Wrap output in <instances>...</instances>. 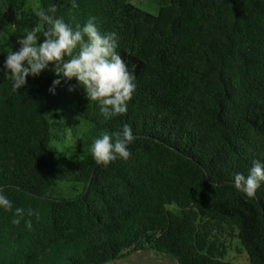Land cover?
<instances>
[{
  "label": "trees",
  "instance_id": "obj_1",
  "mask_svg": "<svg viewBox=\"0 0 264 264\" xmlns=\"http://www.w3.org/2000/svg\"><path fill=\"white\" fill-rule=\"evenodd\" d=\"M51 4L73 26L95 18L142 65L127 112L108 120L74 78L52 94L44 70L14 92L0 74V190L39 213L14 224L0 209V264H104L141 249L234 264L214 237L232 231L264 264V183L253 198L232 184L264 160V0H159L155 14L130 0H38ZM39 23L24 0H0V66L9 38ZM50 113L87 122L76 154L51 143ZM123 124L130 157L98 165L92 139Z\"/></svg>",
  "mask_w": 264,
  "mask_h": 264
},
{
  "label": "clouds",
  "instance_id": "obj_2",
  "mask_svg": "<svg viewBox=\"0 0 264 264\" xmlns=\"http://www.w3.org/2000/svg\"><path fill=\"white\" fill-rule=\"evenodd\" d=\"M71 2L75 7V0ZM31 11L40 23L19 36V47L15 51L10 47L0 66V74L11 82L12 91L26 85L27 77H37L47 70L57 77L49 86L50 93L55 94L61 78H74L88 101L98 105L99 114L105 120L125 114L136 89V77L116 51V33L102 32L93 17L83 25L66 23L63 17L55 15V4L47 9L33 7ZM134 139L132 127L123 124L115 132L102 131L94 137L90 153L95 162L103 166L118 158L127 160L131 155L128 145ZM261 183H264V160L261 159L251 161L247 175L237 172L232 177L233 187L248 198L256 195ZM0 209L14 212V224H20L25 215H39L30 207L13 209L12 201L2 190ZM25 226L31 229V221L25 220Z\"/></svg>",
  "mask_w": 264,
  "mask_h": 264
},
{
  "label": "rangeland",
  "instance_id": "obj_3",
  "mask_svg": "<svg viewBox=\"0 0 264 264\" xmlns=\"http://www.w3.org/2000/svg\"><path fill=\"white\" fill-rule=\"evenodd\" d=\"M24 7L27 10H31L33 7H38V0H24ZM10 47L12 48L13 51H15L18 48L17 42L13 37L9 38L8 40L7 43L8 51L10 50ZM126 65L130 72H135L142 65V62L138 58H135L133 56H128L126 59ZM66 117L69 116L53 115L51 113L48 115L51 124V129L53 133L57 135L52 139L51 143L58 150L65 151L68 156H72L77 152L76 139L79 136V134H81V132L86 128L87 122L79 117L73 116V117H69V119L72 120L73 123L72 126H69L67 125L68 122ZM168 208L174 212H178V209L174 205H169ZM235 233L236 231H232L231 234L217 233V235L214 236L218 238L222 242V244L225 245V254L223 259L229 260L234 264H249L246 256V252L240 246L237 238L235 237ZM130 253L133 254V259L137 261V264H146V262L155 264L150 260H148V258H144L143 260H141V257L147 256L148 253L146 252L136 250ZM157 253H162V252H157Z\"/></svg>",
  "mask_w": 264,
  "mask_h": 264
},
{
  "label": "crops",
  "instance_id": "obj_4",
  "mask_svg": "<svg viewBox=\"0 0 264 264\" xmlns=\"http://www.w3.org/2000/svg\"><path fill=\"white\" fill-rule=\"evenodd\" d=\"M133 4H138L136 6L150 12V13H157L158 11V1L159 0H130ZM137 2V3H135ZM138 251H142V252H146L148 253L147 256L145 257H141V260H143L144 258H148V260H150L151 262L155 263V264H178V262L176 261V259L171 256H169L170 254H163V253H157L154 250L151 249H141ZM156 253V254H154ZM144 263V262H142ZM104 264H137V261L135 259H133V254L129 253L117 260H115L114 262H110V263H104ZM146 264H152L150 262H146Z\"/></svg>",
  "mask_w": 264,
  "mask_h": 264
},
{
  "label": "built area",
  "instance_id": "obj_5",
  "mask_svg": "<svg viewBox=\"0 0 264 264\" xmlns=\"http://www.w3.org/2000/svg\"><path fill=\"white\" fill-rule=\"evenodd\" d=\"M133 1H136V0H133Z\"/></svg>",
  "mask_w": 264,
  "mask_h": 264
},
{
  "label": "water",
  "instance_id": "obj_6",
  "mask_svg": "<svg viewBox=\"0 0 264 264\" xmlns=\"http://www.w3.org/2000/svg\"><path fill=\"white\" fill-rule=\"evenodd\" d=\"M206 177H207V175H206ZM208 178V177H207Z\"/></svg>",
  "mask_w": 264,
  "mask_h": 264
}]
</instances>
